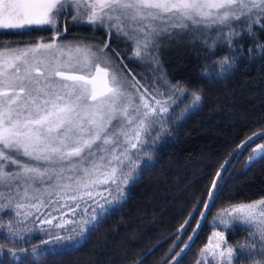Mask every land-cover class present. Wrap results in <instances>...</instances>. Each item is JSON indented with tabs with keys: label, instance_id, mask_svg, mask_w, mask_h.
<instances>
[{
	"label": "rangeland",
	"instance_id": "obj_1",
	"mask_svg": "<svg viewBox=\"0 0 264 264\" xmlns=\"http://www.w3.org/2000/svg\"><path fill=\"white\" fill-rule=\"evenodd\" d=\"M263 21L264 0H0V35L48 33L0 38V233L21 241L40 235L47 250L80 241L125 198L168 121L199 103L167 78L163 52L209 48L222 64ZM82 26L96 35L73 36L70 28ZM116 48L150 70L147 83ZM99 65L115 90L96 101L85 82L58 77L90 75ZM253 151L260 156L264 144ZM209 224L206 256L231 262L242 252L264 264V198L218 211ZM238 224L248 228L246 243L226 240Z\"/></svg>",
	"mask_w": 264,
	"mask_h": 264
},
{
	"label": "trees",
	"instance_id": "obj_2",
	"mask_svg": "<svg viewBox=\"0 0 264 264\" xmlns=\"http://www.w3.org/2000/svg\"><path fill=\"white\" fill-rule=\"evenodd\" d=\"M70 32L76 37L96 35L85 26ZM98 33L105 38L103 31ZM47 34L46 29L29 30L0 38L34 40ZM253 38L237 42L222 64L213 63L209 48L163 52L167 78L197 94L199 103L183 117L168 121L152 161L128 186L125 198L101 213L80 241L47 250L39 247L40 235L21 241L0 233V264L169 263L194 231L224 161L245 139L264 129V21L254 27ZM116 49L126 67L140 70L147 83L150 70L128 49ZM261 144L264 136L242 149L226 169L206 222L178 264H256L259 258L253 254L241 252L231 262H221L204 250L214 235L209 220L216 212L264 198V153L253 157ZM225 237L233 244L250 239L247 226L240 224Z\"/></svg>",
	"mask_w": 264,
	"mask_h": 264
},
{
	"label": "water",
	"instance_id": "obj_3",
	"mask_svg": "<svg viewBox=\"0 0 264 264\" xmlns=\"http://www.w3.org/2000/svg\"><path fill=\"white\" fill-rule=\"evenodd\" d=\"M58 77L61 79H66L68 81H77V82H85L89 88H90V98L93 101L99 100L103 97L111 95L115 87L111 81L110 77V71L108 68L104 66H96L93 72L90 75H86L79 72H69V71H59ZM264 136V129L261 131H258L245 139L242 143H240L233 151L232 153L227 157V159L224 161L220 169L218 170L213 184L211 186L207 202L204 206V209L202 211V214L200 216V219L192 232L190 238L185 243V245L182 247V249L177 253V255L167 264H178L181 259L187 254V252L190 250L192 245L197 239L198 234L200 233L204 223L206 222L207 216L213 206L216 190L219 185V182L225 173L226 169L229 167V165L232 163L233 159L239 154V152L244 149L245 147L249 146L253 142L259 140L261 137Z\"/></svg>",
	"mask_w": 264,
	"mask_h": 264
}]
</instances>
